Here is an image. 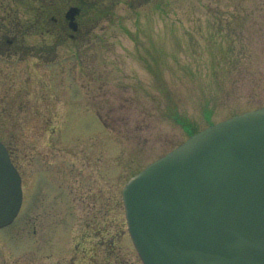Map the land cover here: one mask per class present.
<instances>
[{"label": "rangeland", "instance_id": "374dc122", "mask_svg": "<svg viewBox=\"0 0 264 264\" xmlns=\"http://www.w3.org/2000/svg\"><path fill=\"white\" fill-rule=\"evenodd\" d=\"M106 6L89 47L52 67L49 132L32 124L28 139L9 142L26 153L16 160L25 192L0 230V264H143L126 220L128 181L189 136L264 105V80L242 79H264V0ZM244 46L261 68L238 75L230 64Z\"/></svg>", "mask_w": 264, "mask_h": 264}, {"label": "water", "instance_id": "95a60500", "mask_svg": "<svg viewBox=\"0 0 264 264\" xmlns=\"http://www.w3.org/2000/svg\"><path fill=\"white\" fill-rule=\"evenodd\" d=\"M22 200L0 143V228ZM123 200L144 264H264V107L192 136L133 177Z\"/></svg>", "mask_w": 264, "mask_h": 264}, {"label": "flooded vegetation", "instance_id": "af4514ba", "mask_svg": "<svg viewBox=\"0 0 264 264\" xmlns=\"http://www.w3.org/2000/svg\"><path fill=\"white\" fill-rule=\"evenodd\" d=\"M108 1L0 0V126L7 133L0 141L21 176L23 190L19 162L26 153L9 142L28 139L25 128L32 124H42L49 132L58 101L52 67L89 47ZM15 128L22 131L16 134Z\"/></svg>", "mask_w": 264, "mask_h": 264}, {"label": "trees", "instance_id": "16d2710c", "mask_svg": "<svg viewBox=\"0 0 264 264\" xmlns=\"http://www.w3.org/2000/svg\"><path fill=\"white\" fill-rule=\"evenodd\" d=\"M252 49H249L248 46H244L241 47V52H239L240 54H242V58L239 57L238 59L234 60L230 65L231 67L233 66V71L237 72L238 75L242 74V72H245L246 70H250V71H254L257 70L256 68H254L253 66H256L255 64H253V56L251 52ZM241 69H239V67H241ZM248 68H246V67ZM258 68V67H257ZM261 68V67H260ZM258 68V69H260ZM250 77L248 78H242L244 81L247 82V84H249L251 87H254L258 82L263 81L264 79L261 78H257L255 75H252L250 73L249 75ZM233 81L237 84L238 82H240V80L242 81L241 78L239 77H233Z\"/></svg>", "mask_w": 264, "mask_h": 264}]
</instances>
